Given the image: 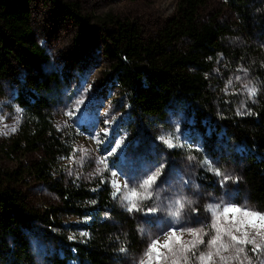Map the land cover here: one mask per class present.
<instances>
[{
    "label": "trees",
    "instance_id": "obj_1",
    "mask_svg": "<svg viewBox=\"0 0 264 264\" xmlns=\"http://www.w3.org/2000/svg\"><path fill=\"white\" fill-rule=\"evenodd\" d=\"M34 1L0 0V103L10 101L23 112L17 134L0 142V264H130L141 232L110 182L66 178L58 169L69 153L55 124L64 78L45 67L49 56L31 24ZM45 1L56 15L100 36L108 76L126 101L106 145L111 147L120 127L129 126L133 135L126 147H141L151 128L170 112L180 113L185 128L200 135L209 152L226 149L240 165L248 204L264 213V66L258 58L264 0H224L238 18L237 29L204 20L205 0H180L174 15L152 34L127 18L110 16L90 25L78 2ZM234 34L247 36L248 43L234 42ZM222 57L249 64L261 83L256 103L242 114L219 95L222 87L213 79ZM32 153L38 156L28 163L12 168L4 163ZM125 155L124 147L118 156ZM33 181L52 194L53 204L38 208L29 198L25 188Z\"/></svg>",
    "mask_w": 264,
    "mask_h": 264
},
{
    "label": "rangeland",
    "instance_id": "obj_2",
    "mask_svg": "<svg viewBox=\"0 0 264 264\" xmlns=\"http://www.w3.org/2000/svg\"><path fill=\"white\" fill-rule=\"evenodd\" d=\"M73 1L78 2L81 14L89 18L90 25L110 16L127 18L138 22L144 31L152 34L174 15L180 0ZM200 12L206 21H220L237 29L238 18L224 0H205ZM31 13L33 32L49 56L45 67L64 78L65 95L55 114L57 129L69 148L68 155L62 156L58 163L61 174L83 182L102 178L110 182L114 191L113 179L120 181L122 190L125 181L131 188L163 166L152 186L158 196L154 195L151 200L142 201V210L129 212L121 195L116 196L120 206L134 216L141 232V247L138 252L129 254L130 264H138L152 239L158 238L163 244L167 240V233L172 229L185 242L193 239L188 229L203 228L211 234L208 226L212 223L213 209L217 205L231 204L252 210L246 197L247 187L240 165L226 149L220 150L218 147L215 154L209 152L204 139L185 128L184 118L180 113L170 112L164 123L151 128L141 147H126L133 135L129 126L120 127L114 135L111 147L106 145L112 128L117 121L123 119L126 101L110 81L109 62L102 53L100 36L85 32L72 20L56 15L45 0L34 1ZM237 34H234V42H241V46L248 43L247 36ZM259 44V64L264 66V42ZM214 70L213 79L222 87L219 95L231 102L237 112L242 114L256 103L261 83L255 68L247 63L235 65V62L222 57ZM245 84L256 87L255 96L248 95ZM79 100L83 103L77 108L76 101ZM86 107L88 111L84 114L83 109ZM70 110L74 112L71 117L67 115ZM22 121L23 112L18 107L7 100L0 103V142L16 135ZM13 128L15 131H12ZM168 135H172L174 140L178 136L179 145L182 146L169 148L159 139L160 136ZM118 141L122 143L116 148ZM124 147L126 155L120 158L118 154ZM37 156L35 153L20 155L15 160H5L4 163L12 168L19 163H28ZM101 158L107 159V169L99 163ZM214 169H219L235 179L222 182V177L216 175ZM112 172L117 174L115 178L111 175ZM25 190L38 208L49 206L56 200L35 181ZM175 201H183L185 204L178 217L172 215ZM149 207H157L158 211L147 213L146 209ZM246 230L250 235L254 232L250 228ZM78 234L82 232L79 231ZM203 239L206 244L209 236L205 235ZM257 240L259 242V238ZM194 251L198 255L206 249L204 245H199ZM245 252L246 256L242 253L240 259L232 261L231 264H240V261L248 264L249 259L252 264H259V260H264V255L258 259L251 252V245L245 247ZM188 255L191 258L190 264H197L192 253ZM214 260L218 264V257H214Z\"/></svg>",
    "mask_w": 264,
    "mask_h": 264
},
{
    "label": "snow or ice",
    "instance_id": "obj_3",
    "mask_svg": "<svg viewBox=\"0 0 264 264\" xmlns=\"http://www.w3.org/2000/svg\"><path fill=\"white\" fill-rule=\"evenodd\" d=\"M244 88L249 96L256 95L257 89L255 86L245 84ZM82 103V100L76 101L77 108ZM67 115L71 117L74 115V112L70 110L67 112ZM12 131H15V128ZM159 139L169 148L182 146L179 145L178 136L175 137V140L172 135L160 136ZM121 143L122 141H118L116 148H119ZM83 151L86 152V150ZM114 151L115 149H113ZM111 154L109 153V155ZM99 163L107 169L106 158H101ZM162 168L163 166L152 174L147 175L146 178L134 187L129 188L127 181H125L123 190L120 181L113 179L112 184L115 189L113 196L115 197L120 194L129 212L142 210V201L151 200L154 195L158 196V193H154L152 186L159 177ZM214 171L216 175L222 177V182L235 179L224 174L219 169H214ZM111 175L114 178L117 176L115 172H112ZM174 207L175 211L172 215L178 217L180 211L185 207V204L183 201H175ZM157 211V207H149L146 209L147 213H155ZM208 227L211 230V234L203 228L188 229L187 231L193 236V239L187 242L183 241L181 236L177 235L175 229L167 233V240L163 244L160 243L158 238L152 239L138 264H181V262L183 264H190L191 258L188 255L190 252L192 253V257L197 261V264H210V262L211 264H217L214 257H218V264H231L232 261L239 260L242 253L245 256L247 255L245 247L248 245H251V252L258 259L261 255H264V213L231 204L217 205L213 209L212 223ZM249 228L254 230L251 235L246 230ZM236 233L241 234L237 235ZM205 235L209 236L206 244L203 239ZM257 238H259V242ZM199 245H204L206 251L200 252L197 255L194 250ZM161 249H164V251H161ZM120 251L124 252L125 249L121 248ZM224 253L229 254L224 255ZM240 264H244V261H240ZM248 264H252L250 259L248 260ZM259 264H264V260H259Z\"/></svg>",
    "mask_w": 264,
    "mask_h": 264
}]
</instances>
